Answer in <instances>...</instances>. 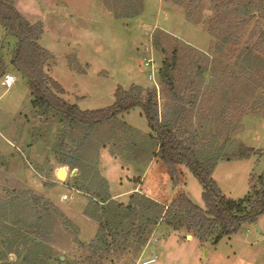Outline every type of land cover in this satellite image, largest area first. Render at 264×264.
<instances>
[{
	"label": "rangeland",
	"instance_id": "1",
	"mask_svg": "<svg viewBox=\"0 0 264 264\" xmlns=\"http://www.w3.org/2000/svg\"><path fill=\"white\" fill-rule=\"evenodd\" d=\"M106 1L15 0L16 8L26 19L43 24L44 33L39 43L53 55L46 70L65 90L66 101L83 111L101 110L116 102L120 87L130 90L137 86L155 88L160 111L165 112L173 101L169 89L161 82L160 71L163 61L176 51V84L187 102H191L187 126L192 125L203 133L211 152L217 149V139L222 138L223 142L228 137L264 151V67L255 68L249 74L242 70L243 55H247L249 48L261 54L257 44L260 45L264 19L256 17L240 38L238 29L228 33L229 36L234 33L235 39L217 52L222 40L215 50L209 32L220 26L222 19L212 22L216 15L213 0H198L196 7H190L185 1L142 0V11H132L129 15L110 9L112 1ZM16 42L0 25V54L7 67V75L0 79V154L4 158L0 165H5L0 166V181L8 180L0 185V198L5 197L7 190H21L22 186L17 183L26 186L22 189L43 196L73 224V231H67L56 218L53 241L47 250L49 255L52 259L60 257L65 264H81L90 255L83 246L95 239L99 224L85 215L89 198L72 188L77 184L74 177L78 172L73 175L69 167L57 165L52 153L55 133L60 126L46 125L43 118H36L31 111L28 80L11 64ZM7 76L15 80L10 88L3 85ZM119 118L120 122L150 133L148 121L139 108ZM232 123H236L233 132ZM32 125L45 128L40 140L33 138ZM115 130L122 133L119 125H105L94 137L97 144L108 143L100 149L97 167L106 179L108 173L111 193L137 185L144 175L138 172L136 164L120 155V150L128 144V136L116 134ZM113 148L115 155L111 153ZM103 155L112 160L102 162ZM84 156L90 162L95 159L92 152ZM162 166V171L156 167L145 178L144 189L159 192L163 199L167 195L171 201L185 193L195 205L205 209L203 187L193 173L181 165L175 180L166 166ZM60 171L65 172V177L58 176ZM263 173L264 158L253 156L242 161L219 162L213 178L226 197L239 200L248 194L250 178ZM120 176L126 183H117ZM129 196L113 199L127 203ZM11 210L4 212L8 219L5 226L0 218V232L13 242L12 253L7 246L0 249V255L3 252L7 255L0 264H20L19 254L23 256L38 247L37 242L7 230L24 212ZM23 216L30 222L35 220L32 213L24 212ZM16 232H20L19 229ZM154 255L157 256L155 264H264V215L257 225H244L238 234L217 244L202 245L185 230L170 231L161 225L135 264L142 257ZM105 264L110 263L105 261Z\"/></svg>",
	"mask_w": 264,
	"mask_h": 264
},
{
	"label": "trees",
	"instance_id": "2",
	"mask_svg": "<svg viewBox=\"0 0 264 264\" xmlns=\"http://www.w3.org/2000/svg\"><path fill=\"white\" fill-rule=\"evenodd\" d=\"M107 1L113 3L109 2L110 9L115 8L118 13L124 15H129L132 11H142V0ZM176 1L189 2L190 7L197 6L199 2ZM213 10L216 15L212 22L217 18L222 21L216 30L213 28L209 33L214 40L215 50L219 46L218 41L222 40L217 48V52H220L235 39L234 33L231 36L228 33L238 29L240 38L256 17L264 19V0H213ZM188 18L191 19L190 10ZM0 25L7 36L16 38L11 64L16 72L22 73L28 80L31 111L36 118H43L46 125L55 123L60 126L55 133L53 152L51 151L57 165L69 167L72 171L78 170L74 177L77 184L72 188L89 198L85 215L99 224L95 239L89 245L83 244L84 250L90 255L81 264H105V261L110 264H135L161 225L170 231L185 230L189 236L197 237L202 245L217 244L224 238H230L238 234L244 225H257L259 218L264 215V173L250 178L249 192L239 200L226 197L213 174L221 161H242L253 156L264 158V151L247 147L228 137L223 142L220 140L222 138L217 139V149L211 152L203 133L192 125L187 126L186 116L191 102H187L176 84V51L163 61L160 71L161 82L169 89L173 101V105L165 112L160 111L155 88L137 86L130 90L120 87L116 93V102L108 108L83 111L63 98L65 90L46 70L53 60V55L39 43L44 33L43 24L26 19L16 8L15 0H0ZM259 43L257 51L260 55L249 48L247 55L242 56V70L245 74L255 68L264 67V30H261ZM6 75L7 67L0 54V79ZM137 108L147 119L150 133H144L126 122H120L119 116ZM25 118L30 123L27 115ZM236 123H232L231 132L236 130ZM114 124L119 125L122 131L121 133L115 130L116 134L128 136V144L120 150V155L126 161L136 164L138 172L143 174L153 159H159L175 180L179 175L178 166H186L203 187L205 209L195 205L185 193L177 196L168 205L137 191L130 194L127 203L114 200L110 193L109 181L99 173L97 167L100 149L105 148L108 143L106 141L97 144L94 138L102 126ZM32 127L33 138L40 140L45 128L33 125ZM111 151L116 154L115 148ZM88 152L94 153L93 162L85 158L84 155ZM3 159L0 154V161ZM7 181H0V185ZM139 182L140 180L137 181ZM96 184L97 186H94ZM16 185L26 187L19 183ZM22 188L13 192L7 190L5 197L0 198V218L4 226L8 220L4 212L12 211L11 208L22 210L26 214L32 213L35 218L34 222H30L24 218L22 212L15 219L12 228L7 229L14 235L19 233L18 236L37 242L35 251H28L23 256L18 253L22 259L20 264H46L45 259L48 262L65 264L60 257L52 259L47 250L53 241L55 221L59 219L67 231H73L72 222L43 196ZM50 212L55 215L52 216ZM16 229L20 232H16ZM2 232L0 249L7 246L12 253L13 242L7 240V234L4 236ZM6 259L7 255L3 252L0 262L3 263Z\"/></svg>",
	"mask_w": 264,
	"mask_h": 264
},
{
	"label": "crops",
	"instance_id": "3",
	"mask_svg": "<svg viewBox=\"0 0 264 264\" xmlns=\"http://www.w3.org/2000/svg\"><path fill=\"white\" fill-rule=\"evenodd\" d=\"M108 157V158H107ZM105 156V155H103L102 156V162L103 161H105V159H109V160H112V158L110 157V156ZM114 161H116V160H114ZM163 162L162 161H160L159 159H153V161L149 164V166L147 167V169L144 171V175H143V177H142V179H140V182L136 185H131V187H130V185L128 186V188H125L124 190H122V191H120V192H118V193H111L112 194V197L114 198V199H119V198H122V197H124V196H128V195H130V194H132L133 192H135V191H138V192H141V193H143V194H145V195H147L148 197H150V198H152V199H154V200H156L157 202H159V203H161V204H164V205H168V204H170L172 201H171V199L169 198V196H167V195H165V197H164V199L163 198H160V194H159V192H158V194L156 193V192H153V191H147V190H145L144 189V184H145V178H147V176L149 175V173L152 171V170H154V169H156V167H158V168H160V171H162V164ZM178 172H181V168H180V166H178ZM123 171V170H122ZM106 177H107V179H108V173L106 174ZM121 179V176L120 177H118V180H117V183L118 184H123V183H126V182H124V181H122V180H120ZM130 179V178H129ZM109 181V180H108ZM130 183V182H129ZM109 186H110V184H109ZM111 188V187H110Z\"/></svg>",
	"mask_w": 264,
	"mask_h": 264
},
{
	"label": "built area",
	"instance_id": "4",
	"mask_svg": "<svg viewBox=\"0 0 264 264\" xmlns=\"http://www.w3.org/2000/svg\"><path fill=\"white\" fill-rule=\"evenodd\" d=\"M15 82L14 77L7 76L5 81L3 82V85H5L7 88H10L13 83ZM157 262V256H150V257H142L140 258L138 264H155Z\"/></svg>",
	"mask_w": 264,
	"mask_h": 264
},
{
	"label": "water",
	"instance_id": "5",
	"mask_svg": "<svg viewBox=\"0 0 264 264\" xmlns=\"http://www.w3.org/2000/svg\"><path fill=\"white\" fill-rule=\"evenodd\" d=\"M60 172L64 173V171H60ZM60 172L58 173V176H59L60 178H62L63 176L60 175ZM77 172H78L77 170H74V171H73V175H76ZM64 177H65V176H64ZM256 229H257L259 232H261V230H260L259 227H256Z\"/></svg>",
	"mask_w": 264,
	"mask_h": 264
},
{
	"label": "bare ground",
	"instance_id": "6",
	"mask_svg": "<svg viewBox=\"0 0 264 264\" xmlns=\"http://www.w3.org/2000/svg\"><path fill=\"white\" fill-rule=\"evenodd\" d=\"M61 175L64 177L65 176V172L64 173L61 172Z\"/></svg>",
	"mask_w": 264,
	"mask_h": 264
}]
</instances>
